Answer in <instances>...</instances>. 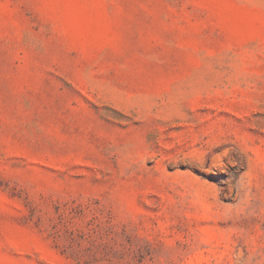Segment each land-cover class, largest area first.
<instances>
[{"label": "rangeland", "instance_id": "374dc122", "mask_svg": "<svg viewBox=\"0 0 264 264\" xmlns=\"http://www.w3.org/2000/svg\"><path fill=\"white\" fill-rule=\"evenodd\" d=\"M0 264H264V0H0Z\"/></svg>", "mask_w": 264, "mask_h": 264}]
</instances>
